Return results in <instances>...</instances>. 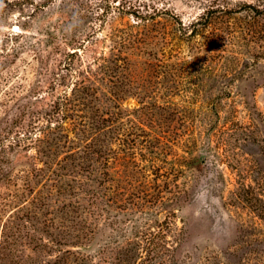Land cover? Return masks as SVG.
<instances>
[{
    "label": "rangeland",
    "instance_id": "rangeland-1",
    "mask_svg": "<svg viewBox=\"0 0 264 264\" xmlns=\"http://www.w3.org/2000/svg\"><path fill=\"white\" fill-rule=\"evenodd\" d=\"M0 264H264V0H0Z\"/></svg>",
    "mask_w": 264,
    "mask_h": 264
},
{
    "label": "trees",
    "instance_id": "trees-1",
    "mask_svg": "<svg viewBox=\"0 0 264 264\" xmlns=\"http://www.w3.org/2000/svg\"><path fill=\"white\" fill-rule=\"evenodd\" d=\"M152 18V17H151Z\"/></svg>",
    "mask_w": 264,
    "mask_h": 264
}]
</instances>
